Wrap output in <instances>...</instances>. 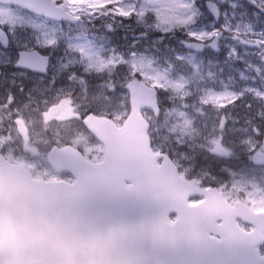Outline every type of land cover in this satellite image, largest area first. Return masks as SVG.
<instances>
[{"label":"rangeland","instance_id":"1","mask_svg":"<svg viewBox=\"0 0 264 264\" xmlns=\"http://www.w3.org/2000/svg\"><path fill=\"white\" fill-rule=\"evenodd\" d=\"M214 1L223 8L218 22L199 19L194 0H113L114 8L109 4L102 18L106 8L78 11L76 15L85 19L78 26L47 22L22 9L0 5V25L8 29L12 43L10 48L0 44V67L6 75L0 80V154L45 179L58 175L46 159L53 144L65 145L68 140L88 158H100L102 144L81 120L68 114L67 98L76 89L86 95L77 113L83 115L88 104L96 114L120 124L129 113L128 92L121 87L138 78L165 85L159 88L163 111L146 112L156 123L157 150L171 152L199 181L207 175L210 179L208 172L216 169L222 173L215 178L220 186L230 183L231 169L239 168L246 178L236 184L237 193L247 197V192L256 199L264 196V167L247 168L252 154L264 151V12L252 15L248 11L251 16H247L239 12L242 0ZM256 1L264 7V0ZM117 9L135 13L133 19L125 17V33L123 20H115L121 16ZM184 20L188 22L181 23ZM180 27L196 33L198 41L208 40L206 51L189 52L175 43L162 51L153 49L151 45L161 44L165 34ZM215 36L219 43L212 46ZM33 49L50 56L47 74L15 68L18 51ZM108 61L116 64L101 69ZM225 94L239 98L224 108L202 102ZM222 117L226 123L221 129ZM17 118L29 129L31 146L40 151L38 157L24 151L14 123ZM216 142L230 152L228 159L211 152ZM202 152L208 156L205 160L199 158ZM228 191L234 200L236 196Z\"/></svg>","mask_w":264,"mask_h":264},{"label":"snow or ice","instance_id":"2","mask_svg":"<svg viewBox=\"0 0 264 264\" xmlns=\"http://www.w3.org/2000/svg\"><path fill=\"white\" fill-rule=\"evenodd\" d=\"M113 0H51V5L55 10L65 11L70 16H75L78 11L88 9L89 12L105 9L112 3ZM31 11V10H30ZM117 13L121 16H130L131 12L117 9ZM187 20L181 21V23H187ZM193 37H196V33H191ZM206 35H215V33H209ZM203 39V36L200 37ZM51 43V42H50ZM134 55V54H133ZM116 61H108L101 64V69L108 67L109 65H115ZM135 75L137 66L132 65ZM35 70V69H33ZM46 72L47 69L45 68ZM147 79H154L147 77ZM155 88H165L164 84L153 83L151 85ZM177 88L182 85H176ZM23 91V89H21ZM114 88L110 89V91ZM238 96L229 95H216L210 96L208 99L202 101L205 104L212 103L217 108H224L228 106V103H234ZM96 116L95 112L89 111L85 115L76 113V118L85 122ZM100 118V117H98ZM102 119H109V117H102ZM226 123V120L222 118L221 129ZM259 134V130H256ZM222 139V137H221ZM166 153L159 152L154 153L153 157L159 158L166 156ZM254 163H264V157L260 160H253ZM60 166L75 167L74 161L60 162ZM155 166V165H153ZM221 187H227L222 185ZM243 190V189H240ZM214 199L213 196H206L199 200H193L190 202L189 207L196 209L198 205L204 203V199ZM225 203L231 200L230 196H224ZM179 202L183 203V197L179 198ZM178 204L170 205L164 209L159 218L155 219L154 210L145 207L140 210L138 217L131 215L130 210L126 207H106L100 210L99 218L102 221H108L114 223L121 233L120 248L122 251L130 252L137 255L139 258L129 261L128 264H225L224 261L214 259L212 257L218 256L221 250L226 252H241L248 251L251 248V242L258 236L264 234V222H261L258 217L264 212V196H260L258 199L254 198L252 194H248L246 201L235 200L230 205L229 210L222 213L224 217V225L219 231V238L216 235L203 236L194 235L186 227V217L182 213L170 219L168 213L177 210ZM233 213H238L242 218H246L247 222L253 225L251 231H244L241 228L231 225L229 222ZM258 251V249H257ZM197 254L196 259H191L193 253Z\"/></svg>","mask_w":264,"mask_h":264},{"label":"water","instance_id":"3","mask_svg":"<svg viewBox=\"0 0 264 264\" xmlns=\"http://www.w3.org/2000/svg\"><path fill=\"white\" fill-rule=\"evenodd\" d=\"M10 2L22 4L27 9L38 13H40L39 7H52L50 0H10ZM56 17H59L58 13ZM186 46L190 49L195 48V44H187ZM20 56L17 66L32 67L36 71H42L43 64L39 61L40 55L38 53L23 52ZM43 60L45 61L46 59L44 58ZM129 89L131 112L119 133L120 135L122 134L124 141L127 137L133 136L135 144L129 146L140 149V152H133L128 150V148H124L123 154L125 157L131 161H141L142 153L146 154L147 142L145 130L148 127L142 116L141 109L143 107L157 109L156 91L146 84L139 82L131 84ZM92 118L88 121L89 125L95 126L100 122L104 124L106 129L109 128V131L111 130L113 124L110 120L97 119L96 121ZM17 124L19 132L24 137L25 142H27V130L23 122L17 121ZM90 127L94 129L91 125ZM98 135L102 137L104 142L111 144V139L100 133ZM215 151L225 154L219 147ZM33 153L36 154V151L33 150ZM261 155L264 157V154H255L254 160H260ZM49 160L57 170H61L60 167L62 169L65 168L73 172L80 179L85 178L87 171L92 166L91 163L84 160L81 154L72 147L63 149L53 148L49 154ZM63 161H74L75 167L60 166V162ZM75 185L35 180L27 169L10 165L0 157V192L6 193L3 202L5 203V207L10 205L21 207V211L18 214L29 216L34 207H59L65 209L83 207L85 204L83 197L84 190L81 185ZM2 193H0V196ZM18 228L16 229L17 231ZM7 237V243L15 249L16 264H73L74 258L79 259L82 264L85 259L84 247L81 249L83 251L81 254L78 253L77 248L71 247V251L68 250L69 244L64 242L57 232L51 230L46 237H43V234L37 237L31 228H28L24 235L15 232L13 235H7ZM129 261L131 260L124 259L123 263L128 264Z\"/></svg>","mask_w":264,"mask_h":264},{"label":"bare ground","instance_id":"4","mask_svg":"<svg viewBox=\"0 0 264 264\" xmlns=\"http://www.w3.org/2000/svg\"><path fill=\"white\" fill-rule=\"evenodd\" d=\"M100 192L106 197V199H111L113 198V193L110 189H103L100 185ZM86 211H88L91 215H98L100 214V210L101 208H99V206L97 204H94V203H91V202H86L83 206ZM31 229H34V225L33 224H30L29 225ZM25 233H23L22 235H24ZM49 245V244H48ZM99 246H101L99 244ZM0 247H1V251L6 255V261L10 262V263H13V260L12 259H9L10 256H12V253L9 252L7 246L3 243L0 244ZM71 248V247H69ZM77 250H78V253L81 254L83 253V251L81 250V246L80 245H77L76 246ZM90 251V248H85V253L86 252H89ZM95 251H99V249H95ZM73 264H81L80 263V260L77 259V258H74L73 260Z\"/></svg>","mask_w":264,"mask_h":264},{"label":"trees","instance_id":"5","mask_svg":"<svg viewBox=\"0 0 264 264\" xmlns=\"http://www.w3.org/2000/svg\"><path fill=\"white\" fill-rule=\"evenodd\" d=\"M178 32H174V34H172L171 36H177Z\"/></svg>","mask_w":264,"mask_h":264}]
</instances>
